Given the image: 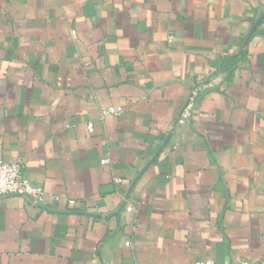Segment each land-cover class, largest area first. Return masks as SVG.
I'll return each instance as SVG.
<instances>
[{"label": "crops", "instance_id": "0c3cea01", "mask_svg": "<svg viewBox=\"0 0 264 264\" xmlns=\"http://www.w3.org/2000/svg\"><path fill=\"white\" fill-rule=\"evenodd\" d=\"M17 161L0 264H264V0H0Z\"/></svg>", "mask_w": 264, "mask_h": 264}, {"label": "built area", "instance_id": "2783aa9c", "mask_svg": "<svg viewBox=\"0 0 264 264\" xmlns=\"http://www.w3.org/2000/svg\"><path fill=\"white\" fill-rule=\"evenodd\" d=\"M196 93L191 97L189 106L193 103L196 98ZM122 109H110L109 113H121ZM89 133L94 132V125H88ZM106 160L102 161V164H106ZM18 196L23 198H28L36 204L43 202L45 197V191L41 186L35 185L29 179L26 178L24 174V166L21 161L12 163L0 162V197H10ZM133 209L131 207L127 208L128 212ZM194 264H217L213 260L203 261L199 260ZM241 264H250L249 262H242Z\"/></svg>", "mask_w": 264, "mask_h": 264}]
</instances>
